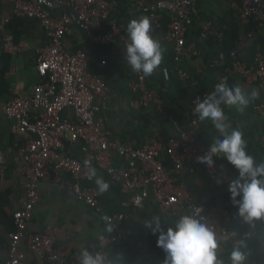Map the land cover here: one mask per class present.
Instances as JSON below:
<instances>
[{
  "label": "built area",
  "instance_id": "1",
  "mask_svg": "<svg viewBox=\"0 0 264 264\" xmlns=\"http://www.w3.org/2000/svg\"><path fill=\"white\" fill-rule=\"evenodd\" d=\"M199 0H35L19 1L13 10L16 18L34 19L44 30L46 43L35 50L37 73L41 82L28 96L13 97L0 110L10 122L11 132L23 139L19 148L22 154L26 178V202L13 214L14 231L10 235L9 259L6 264H20L22 256L19 246L25 243L27 249L46 264H78L69 261L57 247V228L49 225L38 233L28 231L35 208L41 203L39 184L47 179L51 172L57 181L66 174L67 189L74 199L96 214L101 221L119 231L124 221L123 213L108 214L99 205L100 193L86 183L88 165L98 169L115 183L123 194L129 196L124 206L140 207L152 195L159 211L168 216H177L186 211L192 214L195 207L202 209L216 233L219 244L231 246L236 240L229 228L235 219L221 215L215 208H207L193 201L188 189L178 184L186 168L198 169L205 175L227 182L229 173L226 165L217 158L209 169L197 162L208 148L200 140V128L203 121L195 112L197 99H203L207 93H199L189 104V123L177 137L167 141L156 139L142 145H131L114 138L105 127V119L100 116L109 90L104 78L88 72V55L84 51L69 52L63 44L66 36L78 30L84 35L89 49H107L127 41L126 28L113 16L118 5H125L136 16L150 19V35L162 33L166 40L173 43L174 61L181 64L186 49V37L194 21V8ZM165 14L167 25L164 27ZM240 20L247 25L254 22L257 27L264 21V0H242ZM252 35H249V37ZM201 38H210L223 43V34L216 33L208 25L202 27ZM2 49L9 53H22L25 44L16 45L12 37L3 36ZM231 66L226 70L225 81L232 75H241L249 84L258 85L264 91V57L256 53L251 65L238 59L237 49L229 53ZM220 53V61H225ZM101 66L106 65L105 59ZM178 78L186 84L196 86L197 82L182 69H177ZM129 90L139 99L134 105L135 111L153 109L164 121L166 114L162 99L158 93L147 89L145 76L135 73L129 83ZM99 99L101 104L96 100ZM65 109L72 111V118L61 117ZM256 114L264 121V100L254 107ZM67 143L81 144V157H76L67 147ZM118 159H114V156ZM164 159L172 164V170L164 167ZM6 154L0 152V166L4 164ZM223 166V167H221ZM195 206V207H194ZM264 225V224H263ZM69 237L73 234L69 233ZM121 238V235L118 234ZM264 250V239L261 241ZM141 264H149L150 255L143 244L137 243ZM96 252L103 254L99 249Z\"/></svg>",
  "mask_w": 264,
  "mask_h": 264
},
{
  "label": "crops",
  "instance_id": "2",
  "mask_svg": "<svg viewBox=\"0 0 264 264\" xmlns=\"http://www.w3.org/2000/svg\"><path fill=\"white\" fill-rule=\"evenodd\" d=\"M19 1L35 2V0H0V109L13 97L30 95L33 88L41 82L36 68L35 50L46 43V36L36 20L14 17L13 10ZM241 4L242 0H199L194 8L192 28L186 37L188 51L179 65L174 61L173 43L167 41L162 33L153 35L161 44L163 59L161 65L151 75L145 77V82L147 89L156 93L161 92L164 97L163 104L169 117L164 122L167 123L169 136L177 137L179 132L188 126L189 104L192 98L199 93L210 94L216 84L225 81L228 67L219 59L222 52L221 44L212 38L203 40L202 27L208 25L216 33L223 34L226 15L234 12L239 17ZM115 13H117L116 19L125 28L129 23L128 16L134 17L125 5H118ZM240 25L241 36L236 46L238 59L251 65L256 53L264 57V21L258 27L254 22L245 25L241 20ZM247 26H251V30L245 33ZM251 32L252 35L249 37ZM3 36L12 37L16 45L25 44V51L22 53L3 51ZM63 44L71 53L77 51L87 53L88 72L93 75L99 74L104 78L109 93L100 116L105 119V127L111 131L114 138L137 146L147 141L161 139L159 115L150 108L134 110L139 93H132L128 87L130 81L134 80L136 72H133L124 60L122 43L102 49L103 51L89 49L84 35L74 30L71 35L64 38ZM103 59L106 61L105 66L100 64ZM177 69H182L196 79L197 85L193 86L181 81L177 76ZM226 83L229 87L241 86L249 95L252 90L257 91L256 98L251 100L243 111H239L235 106L222 107L229 126L242 131L243 139L246 141V152L253 156L255 149L261 147L264 153V121L254 110V107L264 100V91L258 85L249 84L241 75L230 76ZM96 102L101 104L99 99ZM61 117L71 119L72 111L63 110ZM218 135L210 121H203L199 136L204 146L209 149ZM22 145L23 139L11 132L10 122L0 110V152L6 154V160L0 166V264H6L9 259L10 235L14 231L13 214L26 202L24 162L19 150ZM66 145L76 157H81L80 143ZM113 157L118 161L115 155ZM215 158L224 161L222 157ZM163 161L165 169L171 171L172 164L167 159ZM227 169L228 181L222 182L221 179L209 177L198 169L186 168L178 184L173 186L183 185L188 189L195 203L207 208H215L226 217H235L229 223V228L233 231V224L241 220L236 215L237 209L229 199L227 188L228 182L234 180L237 173L232 167ZM96 171L97 175L103 177L109 184L108 190L100 193L99 205L102 211L108 214L123 213L125 216L119 231L104 224L99 214L74 199L73 194L66 187L68 175L62 174V182H59L53 172L39 184L42 201L34 210L28 231L38 233L49 225L56 227L57 247L69 261H76L78 264L79 252L83 249L93 253L101 249L103 254L114 260V264H141L142 258L137 248V243L140 242L150 255L149 264H162L164 253L156 246L157 236L145 229L142 222L153 215H158L164 227H171L187 212L184 211L173 217L164 215L159 211L152 195L140 207L124 206L128 203L129 196L123 194L104 173L98 169ZM86 185L97 188L94 179ZM247 230L256 241L255 246L251 243L247 244L246 250L250 253L248 264H264V250L260 244L264 239V225L256 222L255 228L247 226ZM69 233L73 234V237H69ZM232 247L226 243L218 246V256L224 264H230L229 255ZM19 253L22 256L20 264H46L31 253L24 242L19 246Z\"/></svg>",
  "mask_w": 264,
  "mask_h": 264
},
{
  "label": "clouds",
  "instance_id": "3",
  "mask_svg": "<svg viewBox=\"0 0 264 264\" xmlns=\"http://www.w3.org/2000/svg\"><path fill=\"white\" fill-rule=\"evenodd\" d=\"M150 31L147 16L133 19L126 26L124 60L133 72L145 77L151 75L163 59L161 44L150 35ZM257 95L256 90L249 95L241 86L229 87L226 81H222L203 99L198 98L194 106L199 119L210 121L219 133L208 151L197 157V162L211 169L215 164L214 157H222L231 165L237 176L228 182L229 199L237 209L236 215L250 228H255L256 222L264 224V162L257 163L246 152L242 131L229 126L222 106H235L243 111ZM86 164L88 179H94L99 193L107 191L109 184L97 175L90 162ZM201 212V208L195 207L192 214L181 215L171 227H164L158 215L142 222L145 229L157 236L156 246L164 253L162 264H224L218 256L216 233ZM246 249L244 239L236 240L229 255L230 264H248L250 253ZM78 258L79 264H114L107 255L87 249L81 250Z\"/></svg>",
  "mask_w": 264,
  "mask_h": 264
},
{
  "label": "trees",
  "instance_id": "4",
  "mask_svg": "<svg viewBox=\"0 0 264 264\" xmlns=\"http://www.w3.org/2000/svg\"><path fill=\"white\" fill-rule=\"evenodd\" d=\"M116 15H117V13L114 12L113 16L117 17ZM139 18H140V16H136L133 18L128 16L129 22L133 19H139ZM167 19H168V17L165 14L164 27H166V25H167ZM224 24H225V30L223 33V43L221 44V47H222V52L226 56L224 64L227 67H229L232 64V60L229 57V53L232 50L236 49L239 38L241 36V30L242 29H241L239 17L234 12H229L226 15V17L224 19ZM245 28H246L245 33L249 32V30H251V26H247ZM98 50L103 51L101 48H98L97 51ZM194 80L196 81V79H194ZM158 95L160 96L162 101L165 102L162 93L160 92V93H158ZM162 120L163 119H161V118L158 119V122L160 125L159 136L162 139H164L165 141H167L171 136H169V132H168L167 125H166L167 123L164 122V120L163 121ZM253 157L257 163L264 162L263 149L261 147H257L254 151ZM222 162L226 165V167L231 168V165H229L225 160ZM233 231H235L241 239H244L246 241V244L251 243L252 246L256 245V241H254V239H252L249 231L247 230V226L245 224H243L242 221H236L233 224Z\"/></svg>",
  "mask_w": 264,
  "mask_h": 264
}]
</instances>
